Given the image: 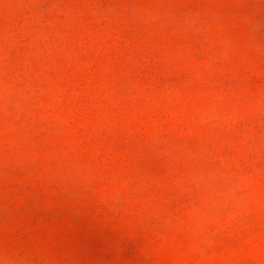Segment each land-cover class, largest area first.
I'll return each mask as SVG.
<instances>
[{
	"label": "rangeland",
	"instance_id": "374dc122",
	"mask_svg": "<svg viewBox=\"0 0 264 264\" xmlns=\"http://www.w3.org/2000/svg\"><path fill=\"white\" fill-rule=\"evenodd\" d=\"M0 264H264V0H0Z\"/></svg>",
	"mask_w": 264,
	"mask_h": 264
}]
</instances>
